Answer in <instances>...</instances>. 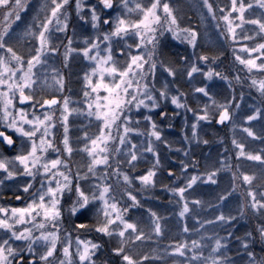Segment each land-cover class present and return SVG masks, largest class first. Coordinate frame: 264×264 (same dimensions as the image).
<instances>
[{
  "label": "snow or ice",
  "instance_id": "1",
  "mask_svg": "<svg viewBox=\"0 0 264 264\" xmlns=\"http://www.w3.org/2000/svg\"><path fill=\"white\" fill-rule=\"evenodd\" d=\"M32 7L29 0H0V145L8 150L0 151V189L15 187L12 195L24 199L22 206L0 203V264H153L165 256L173 264H264V255L255 252L257 243L264 246V184L257 186L264 172L258 177L242 167L254 162L264 169V0H198L201 21L212 23L217 38L233 48L247 81L239 73L230 80L211 66L217 56L201 51L199 26L182 24L170 0H39L34 15ZM70 8L92 29L75 47V30L67 34ZM166 34L191 52L169 62L162 50ZM72 53L89 62L82 100L76 102L60 95L65 79L55 64L62 56L61 66L67 67ZM180 78L192 86L195 100L207 98L202 107L186 103L188 94L176 87ZM214 78L229 81L232 94L223 102L212 91ZM244 82L259 93V106L241 109L244 94L238 99L234 85ZM168 100L195 118L184 140L199 143L201 122L213 120L230 124L234 135L232 148L211 168L197 170L195 156L177 149L187 160L180 161L179 175L173 167L166 171L181 183L161 187L175 198L182 232L195 238L161 244L164 218L151 207L141 219L134 216L145 209L141 194L151 193L159 181L157 143L171 147L162 126L142 109L151 112ZM73 114L87 121L74 138ZM157 115L171 119L165 110ZM229 151L235 169L225 162ZM74 153L86 162L74 164ZM149 155L151 165L137 174ZM222 169L230 171L223 188ZM238 183L242 191L236 195ZM205 185L219 189L213 200L198 194ZM234 200L235 214L229 207ZM245 216L259 223L237 236L231 229ZM91 232L100 239L89 237ZM232 240L237 247L230 246ZM139 245L149 251L133 255Z\"/></svg>",
  "mask_w": 264,
  "mask_h": 264
},
{
  "label": "rangeland",
  "instance_id": "2",
  "mask_svg": "<svg viewBox=\"0 0 264 264\" xmlns=\"http://www.w3.org/2000/svg\"><path fill=\"white\" fill-rule=\"evenodd\" d=\"M92 1L94 0H91V2ZM29 2L33 6L31 9V15H34L35 9L39 3V0H29ZM170 3L174 6L176 12L179 15V18L182 24L188 25L191 19L193 20V23H190L192 26H199L201 34H202V39L199 41V43L201 44V51L207 52L210 56L211 55L217 56V60L211 66L215 67L218 71H221L222 74L229 75L230 80H231V77H230V74H228L227 67H230L231 70L235 74L237 73L241 74L240 72H241L242 66H240L239 63L235 61L234 55H233V48L229 46L228 43L223 42L222 40L217 38V32L214 29L212 23H209L207 20L201 21V12L198 7V0H170ZM186 5H188V7H185ZM106 11H111V10H106ZM31 15L25 17V19H27L29 22L31 21ZM113 15H115V12H113ZM185 15H188L190 19L189 17L184 19ZM73 30H75L76 32V36L74 37V41H73V47H75L79 43H82V39L84 35L92 33V29L90 28V26L85 24L84 22H81L79 18L75 15L74 11L69 13V29H68L69 32L67 34L72 35ZM18 47H20L21 51H27V49L23 47V43H21V45H18ZM163 47H164V50H163L164 58L167 59L171 63H175L180 55H185L191 52L190 48H188L184 44H181L180 41L172 39L167 34H166L165 39L163 40ZM228 47L231 50L230 60L225 58V52ZM236 51L239 52V49H236ZM61 52H63V46H61ZM220 53H222V55H220ZM239 54L244 55V53H239ZM172 55H174L176 59H171ZM61 59H62V56L60 57V59H57L55 61L56 66L60 68L64 76V79H65V86H64L65 90L60 95L69 96L73 102L80 101L82 100L83 74L85 71L88 70L87 65L89 62L82 60L80 55H77L76 53H72L70 56L69 62H68V66L62 67ZM242 77L244 79L243 75ZM157 79L161 81L164 79V77L160 74L159 71L157 72ZM185 80L186 78H180L176 87H179L181 91L188 94L186 103L190 104L194 108L202 107L203 103L206 102L207 98H204V100H195L194 96L196 94L192 93V86L187 84ZM209 83L214 85L212 88V91L214 94H216L215 98L219 102H223L225 97H230V95L232 94V90L228 88L229 81L224 82V80H220L219 78H214L213 81H209ZM234 87L236 89L235 95H237L238 99H239V93L242 92L241 89H243L246 92V95L245 93H243L246 97H244L243 100L241 101L242 110H246L247 107H250L253 104H256L257 106L260 105L261 97L259 93H257L254 88H249L248 83L245 86L242 85V87L240 88L236 85H234ZM67 88H73L72 93L76 94L77 96L72 95L71 92H69L68 94H65ZM161 104H162L161 108L152 110L151 112H149L148 110H143V109L142 111L146 115L147 114L153 115V119L156 120L157 123H159L160 120L161 122L165 120V122H162V123L166 126L170 123L172 125V128H173V125L174 126L178 125L180 128L183 125L187 126L188 128L187 135L190 136L191 135L190 125L195 119L193 114L191 112H185L183 109H177L175 105L171 104L170 100L162 101ZM19 106H23L27 108L29 112L31 111V108H29L27 104L25 105L18 104V107ZM161 110H165L168 113V116L171 117V119L159 117L157 113ZM173 113H176V115H173ZM86 124H87V121L84 120L83 117H78L75 114L70 116L69 117L70 136L74 138L76 135L79 134V131ZM141 125H147V122L142 121ZM259 127H260V124L257 123L256 124L257 130L259 129ZM92 130L93 131L95 130L94 125L92 127ZM9 133L12 134L11 130H9ZM198 134L200 136V142L197 143L196 141H190V145L193 146L192 148L193 151L188 150L189 155L195 156L197 161H199L200 168L197 170H202V167L203 165L205 166L206 162L217 164V161L220 160L221 156L225 155V148H228V149L232 148L230 141L234 135V132L230 124H228L227 126L218 125L215 122V120H213L210 124L201 122V127L198 128ZM235 134L239 137L240 132L238 129L236 130ZM209 138L210 140H208ZM204 139H207L209 143L206 145L203 144L202 141ZM250 146L252 148L260 147L258 142L250 143ZM1 151L7 153V151H4L3 149H1ZM227 156H228V160L225 162L228 163L232 169H234L233 167L236 165V161L233 158L232 152L229 151L227 153ZM84 157L85 156H83V154L74 153L72 157L73 163L79 164V165L84 164L86 162V160H84ZM242 167L245 169H248L249 171L256 172L258 177L261 175L262 172H264V169H260L259 167H257L254 164V162H247L243 164ZM189 171L190 172L194 171V169L190 168ZM223 172L224 174L221 173L220 175L222 176V179L220 180L221 188L226 187L228 185V180L230 177V171L228 169H223ZM260 184H264V180H260L257 186L259 187ZM239 188L240 187L238 183L237 190H236V193L238 194L240 193L238 191ZM13 191H15V187L0 189V193H3V195L0 196V203L8 202L13 206H22L24 202L23 198L19 201H17L14 196H12L13 200L3 199L4 195H7V194L12 195ZM249 218L257 219V217L255 216H251V217L245 216L243 218H240L238 221H244L245 219H249ZM243 235H241V237H243ZM230 245H232V242L230 243ZM259 249H262V248H259Z\"/></svg>",
  "mask_w": 264,
  "mask_h": 264
},
{
  "label": "trees",
  "instance_id": "3",
  "mask_svg": "<svg viewBox=\"0 0 264 264\" xmlns=\"http://www.w3.org/2000/svg\"><path fill=\"white\" fill-rule=\"evenodd\" d=\"M223 2L227 3V0H223ZM185 7H188V5H186ZM187 17H189V16L185 15L184 19H186ZM189 19H190V17H189ZM189 22L193 23V20L190 19ZM162 50H164V47ZM171 54H172V52H171ZM211 54H212V52H211ZM230 55H231V50L228 47L226 49V52H225V58L230 60L231 59ZM171 59H176V58L174 55H172ZM227 71H228V74H230V77L235 75V73L231 70L230 67H227ZM240 73H241L240 74L241 76L242 75L244 76V80L247 81L246 74L243 73V71H241ZM246 84H247V82H244L243 86H245ZM235 85L238 86L239 88L242 87L241 84H235ZM73 88H67L65 94H68L69 92L72 93ZM241 91L243 93H245V95H246V92L243 89H241ZM72 95L77 96L76 94H73V93H72ZM245 95H244V97H246ZM173 112H174V110H173ZM142 121H144V120L142 119L141 122ZM162 122H165V120ZM162 122L160 120V122L158 123V125L162 126V131H163V137L162 138L167 139L169 141L171 147H168L167 145H164L162 143H157V148L161 154V162H162V168L157 172V176L159 177V181L157 183L156 188L151 193H142L141 194L140 198H141L142 202L145 203V209H141L140 212L137 213L136 216H134V219H138V220L141 219L142 218L141 213H143L147 207L153 208V210H155L158 213V215H161L164 218V220H162L161 222H162V224H164V227H165V235H164V237L160 243L165 244L171 240H182V239L189 238V237L195 238L194 233L185 234L182 232V223H181L180 218H178V207L176 205L175 198L173 197L172 193H169L166 189L161 187V183L169 185V186L181 183V181H178V180H171L168 177L166 169L169 167H173L176 169V174L179 175L180 161L186 160L187 158L184 157L182 152L177 151V149L186 147L190 151V150H192L193 146L190 145V141H186L183 139V137L185 135H187V133H188L187 126L183 125L180 128L178 125H175V126L173 125V128H172V127H167ZM141 126L146 127L147 125H141ZM239 137H240V135H239ZM141 139H144V138H141ZM208 140H210V138ZM84 160H86L85 157H84ZM151 163H152V159H151V156L149 155L148 162L146 164L145 163L140 164L136 169V173L137 174L142 173L143 171H145L147 169V167H149L151 165ZM213 165L214 164H212L210 162L205 163L206 168H211ZM205 166L203 165L202 169H204ZM235 167H236V165L233 168L235 169ZM221 173L224 174L223 169L221 170ZM221 173L219 175H221ZM138 183L139 182H137V184ZM220 186H221V183H220ZM197 191H198V194L200 195L201 199L213 200L215 194L217 193V191H219V189H217L215 186L209 187V186L205 185V186L199 188ZM238 191L241 192L242 189L239 188ZM236 195H239V194L236 193ZM12 196L13 195L7 194V195L3 196V199L9 200L10 197H12ZM229 207H231L233 209V214H235V208L237 207L235 200L233 201V203ZM144 219H146V217H144ZM164 221H167V223L165 224ZM186 222L188 223V226L190 228H192L193 226L198 228V225L195 224L194 220L186 219ZM241 222H243V223H241ZM256 223L257 224L259 223L258 218L257 219H255V218L245 219L244 221H238L235 224V227L231 230L234 231L237 236H241L246 231H252L253 227L255 225H257ZM223 234L224 233L221 232V235H223ZM87 235L91 238H94V239H100V237L94 232L88 233ZM231 242H232V245H230V246L232 248L237 247L235 240H232ZM152 243H155V242H152ZM106 248H107V246H106ZM259 248H262V245L257 243L255 245V252H256L257 256L264 255V252H262L261 249H259ZM145 251H149V248L147 245H139L137 247L132 248L133 255H138V254L145 252ZM105 255H107V252H105ZM153 264H173V261L170 257L165 256L164 261H158L157 260V261H154ZM177 264H179L178 261H177Z\"/></svg>",
  "mask_w": 264,
  "mask_h": 264
},
{
  "label": "flooded vegetation",
  "instance_id": "4",
  "mask_svg": "<svg viewBox=\"0 0 264 264\" xmlns=\"http://www.w3.org/2000/svg\"><path fill=\"white\" fill-rule=\"evenodd\" d=\"M92 3H96V0L92 1ZM73 7H74V6H73ZM72 11H73V10L70 8V9H69V13L72 12ZM68 32H69V31H68ZM9 134H10V133H9ZM1 149H3L4 151H8L7 149H4L2 145H0V151H1ZM9 200H13V198L10 197Z\"/></svg>",
  "mask_w": 264,
  "mask_h": 264
},
{
  "label": "water",
  "instance_id": "5",
  "mask_svg": "<svg viewBox=\"0 0 264 264\" xmlns=\"http://www.w3.org/2000/svg\"><path fill=\"white\" fill-rule=\"evenodd\" d=\"M227 123V122H226ZM218 125H220V124H218Z\"/></svg>",
  "mask_w": 264,
  "mask_h": 264
}]
</instances>
